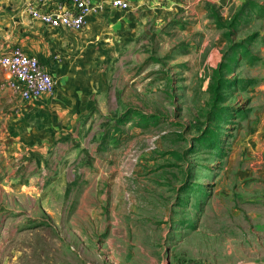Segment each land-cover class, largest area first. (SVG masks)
I'll list each match as a JSON object with an SVG mask.
<instances>
[{"label":"rangeland","instance_id":"rangeland-1","mask_svg":"<svg viewBox=\"0 0 264 264\" xmlns=\"http://www.w3.org/2000/svg\"><path fill=\"white\" fill-rule=\"evenodd\" d=\"M144 1L0 47V264H264V0Z\"/></svg>","mask_w":264,"mask_h":264},{"label":"built area","instance_id":"built-area-1","mask_svg":"<svg viewBox=\"0 0 264 264\" xmlns=\"http://www.w3.org/2000/svg\"><path fill=\"white\" fill-rule=\"evenodd\" d=\"M106 6L128 9L127 0H30L29 16L38 19L48 28L82 29L90 13L102 11ZM60 59L55 55V59ZM0 68L8 77L5 85L22 99L39 98L55 90V80L46 65L35 55L26 53L19 46H12L0 53Z\"/></svg>","mask_w":264,"mask_h":264},{"label":"crops","instance_id":"crops-1","mask_svg":"<svg viewBox=\"0 0 264 264\" xmlns=\"http://www.w3.org/2000/svg\"><path fill=\"white\" fill-rule=\"evenodd\" d=\"M18 1L19 0H0V39L3 38V40H2L3 42L2 43L0 42V47L3 45V43H5V44H8V43H19V41H21L20 40L21 39L20 38L21 34L19 32L20 31H27L29 33H33L32 30L34 28V24L35 25H38L41 28V31L42 32H45L48 29H52V30L53 29H56V28H48V27L44 26L40 20L35 19V18H33V17L29 16V15H28L29 23H31L32 26L28 25L25 17H23V15L20 14V12H18V10L15 9V6H17V2ZM127 1L130 2V6L132 4L131 1L132 2L133 1H136L137 2V4H134V5L132 4L133 6H136L135 8H133L131 10L132 18H134L135 16L139 15V7H140V4L141 3L144 4L145 1L144 0H127ZM27 2H28V0H27ZM28 4H29V2H28ZM106 7H109V6H106ZM26 9H27V7H26ZM101 14L102 13H99V12H97V13H90L87 16V24H91V22L96 17L100 16ZM127 15H128V19L130 20L131 19V16L129 14H127ZM128 24L130 25V22ZM66 31L67 30L64 29V27H58V29L55 30L53 34H55V33H58L59 34L61 32H66ZM56 38L57 37H55V38L52 39V40H54V42L52 43V45L53 44H57V39ZM58 44H60V42ZM77 45H78L77 43H73V44H70V45L67 44V43H63L59 47H61L63 49V53H64L65 58H70L75 53V50H76ZM62 69H64V70L66 69V66H64L63 64H62V67H61V71H62ZM64 75H65V77H64ZM64 75L63 76H59V77H61L59 79H65L64 81H69L70 80V76L69 75H66V74H64ZM7 89H8L7 91L12 96H19L18 94L14 93L8 87H7ZM96 90H97L96 93L99 94V95L103 94V92H104L103 88H101V87L97 88ZM83 93L84 92L81 91V90L80 91H75L74 90V91H71V92H69L67 94H70V95L71 94L72 95H81ZM16 190H18V189H16Z\"/></svg>","mask_w":264,"mask_h":264}]
</instances>
